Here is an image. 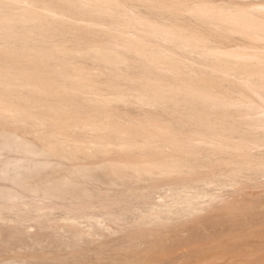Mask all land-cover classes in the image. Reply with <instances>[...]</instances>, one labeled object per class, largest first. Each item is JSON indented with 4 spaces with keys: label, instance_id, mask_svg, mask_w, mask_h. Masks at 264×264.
Returning <instances> with one entry per match:
<instances>
[{
    "label": "bare ground",
    "instance_id": "obj_1",
    "mask_svg": "<svg viewBox=\"0 0 264 264\" xmlns=\"http://www.w3.org/2000/svg\"><path fill=\"white\" fill-rule=\"evenodd\" d=\"M4 2L0 264H140L158 251L152 217L197 222L227 211H201L217 190L238 196L244 177L260 188L259 13L100 7L175 0Z\"/></svg>",
    "mask_w": 264,
    "mask_h": 264
},
{
    "label": "rangeland",
    "instance_id": "obj_2",
    "mask_svg": "<svg viewBox=\"0 0 264 264\" xmlns=\"http://www.w3.org/2000/svg\"><path fill=\"white\" fill-rule=\"evenodd\" d=\"M221 182L223 184L225 183L224 180L222 181L220 180L216 183L222 185ZM251 194L253 195V197H251L252 196ZM235 198L239 202L241 201V204H243L242 200L244 202V199L253 200L255 204L253 209V214L251 216H245L243 214L241 215L233 214L229 211H223V212L217 211L215 213L208 214L209 216L207 214H201L203 218L200 216L202 219L201 220L200 217H198L197 222L196 219H193L195 220V222L190 219L193 223L192 222L190 223L189 221H184L185 219H183V221L186 222V224L182 220L179 221L176 220L177 222L174 221L172 223H169L165 227L164 226L161 227L162 229L161 231H159V233L161 232V234H159L158 237L152 239V241L153 242L155 241L154 243H156L155 245L156 249L153 246H151V250L152 249H155V251L158 250L157 252L154 253L157 254L152 256V259L143 261L140 264H201V262L203 261L214 258H227V259L237 258L249 246H254L258 249L261 242V237L259 233V228L261 223V211H262L261 203H260L261 202L260 188H252L251 191L244 193L243 199L241 198L240 193L238 196L236 195ZM59 215H60L59 213L54 214L55 217H59ZM187 219L189 220V218ZM221 220L223 223H220ZM181 222H183L184 225H182ZM252 225L255 226L254 235H253ZM164 231L165 233H167V236L164 235ZM165 237H167V239ZM121 238H118L117 240L115 239L114 241L109 243L106 249H113V250L118 249L121 246L119 245V241L122 242L123 240V238L122 239ZM150 240L151 238L148 239L146 237H142L139 239V241H137L138 243L141 244L139 245L141 249L143 247L146 248L141 253L147 251V246ZM146 241L148 242L147 244ZM163 250L166 252V254L162 253L164 252ZM146 253H144V255H146ZM159 253L162 254L160 255ZM110 254L111 253H108V255ZM87 255L88 258L92 256L91 254H87ZM145 258L146 257L144 256L142 260H144ZM90 262L91 261L85 258H78L72 260L71 257H68L67 261H60L58 262V264H89Z\"/></svg>",
    "mask_w": 264,
    "mask_h": 264
},
{
    "label": "snow or ice",
    "instance_id": "obj_3",
    "mask_svg": "<svg viewBox=\"0 0 264 264\" xmlns=\"http://www.w3.org/2000/svg\"><path fill=\"white\" fill-rule=\"evenodd\" d=\"M7 3L4 0H0V7L5 6ZM80 7L90 8L97 7L95 5L83 4ZM100 7H105L109 9H131L133 12L143 13L145 11H152L154 9H163L171 12H180L190 9H199V10H218L221 15L228 16H248L251 13L260 14V27L262 33V45H264V0H258L257 3H227V4H187L180 2V0H175L171 3H128V4H108L102 5ZM262 69H264V57L261 60ZM260 113H261V122L264 124V91L260 95ZM36 135L39 137L41 133L37 131ZM244 180L247 183L241 182L236 185L240 190L241 198L243 199L244 193L251 191L254 188V179L252 177H244ZM260 193H261V223L259 228V233L261 237V242L259 248L257 249L254 246H249L241 255L237 258L227 259V258H214L201 262V264H264V169L261 172L260 178ZM236 193L225 192L223 189L217 190L209 199V202L206 205L201 207V211H210L217 207L225 209L233 214L251 216L254 209L253 200H245L243 204H238L233 199ZM139 223V221H138ZM171 223V221H166L158 219L157 217H152L150 225H160L166 226ZM253 235L255 234V226L252 225Z\"/></svg>",
    "mask_w": 264,
    "mask_h": 264
}]
</instances>
